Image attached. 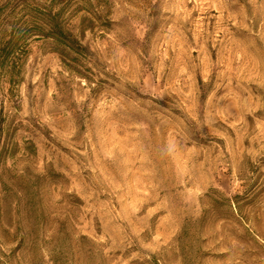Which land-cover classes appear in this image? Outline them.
I'll list each match as a JSON object with an SVG mask.
<instances>
[{
	"label": "rangeland",
	"instance_id": "1",
	"mask_svg": "<svg viewBox=\"0 0 264 264\" xmlns=\"http://www.w3.org/2000/svg\"><path fill=\"white\" fill-rule=\"evenodd\" d=\"M0 264H264V0H0Z\"/></svg>",
	"mask_w": 264,
	"mask_h": 264
}]
</instances>
